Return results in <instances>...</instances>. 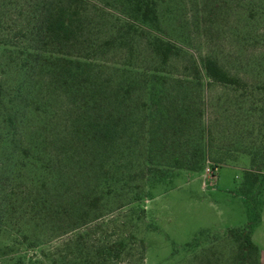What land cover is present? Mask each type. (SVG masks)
Instances as JSON below:
<instances>
[{"label": "rangeland", "instance_id": "1", "mask_svg": "<svg viewBox=\"0 0 264 264\" xmlns=\"http://www.w3.org/2000/svg\"><path fill=\"white\" fill-rule=\"evenodd\" d=\"M29 1L0 0V17L8 27L26 25L23 14ZM106 9L119 16L110 5ZM159 11L162 27L180 54L171 60L162 86L152 92L138 87L134 93L128 113L135 120L143 119L152 148L145 155L148 162L138 165L144 140L137 139L135 163L124 170L132 176L130 194L122 191L126 206L117 209L119 203L109 196L105 202L111 208L97 214L101 203L96 200L90 218L78 228H68L78 211L67 214L58 207L49 213L42 208L36 218H25L24 232L42 242L36 247L13 244L6 201L11 150L1 140L8 139V129L14 135L9 139L37 136L34 131L44 126L45 116L37 109L45 91L29 95L33 84L42 82L40 75L20 68L16 53L1 51L0 264H102L107 256L102 239L107 234L115 244L117 231L132 234L128 244H120L123 257L117 264H206L205 255L212 248L214 257L220 258L218 264H235L238 243L228 230L253 226L264 213V162L252 161L253 153L264 157V0H159ZM104 26L102 20L103 37L108 33ZM145 39L146 33L139 40L138 66L152 62ZM119 57L121 53L111 58ZM209 57L244 86L235 89L209 80L202 70V62ZM115 77L119 81L124 74ZM20 84L25 90L19 95L15 89ZM144 102L147 109L140 113ZM60 105L55 102L53 107ZM25 118L31 120L30 128L22 125ZM208 128L221 149L195 155V147L199 149L207 139ZM240 139H246L244 148L235 146ZM188 155L192 164L200 161L198 168L187 163ZM14 156L15 162L23 163L20 150ZM28 171L24 168L20 175L25 178ZM87 171L92 173L90 168ZM105 173L107 177L113 174ZM20 222L18 216L15 223ZM195 240L199 241L197 248H185ZM240 261L237 264H253V256Z\"/></svg>", "mask_w": 264, "mask_h": 264}, {"label": "trees", "instance_id": "2", "mask_svg": "<svg viewBox=\"0 0 264 264\" xmlns=\"http://www.w3.org/2000/svg\"><path fill=\"white\" fill-rule=\"evenodd\" d=\"M28 3L23 14L26 25H15L11 29L0 17V36H3L0 53L2 50L16 53L20 68L36 70L35 74L40 75L42 82H35L29 95L30 92L35 95L45 91L37 109L45 116L42 118L44 126L41 128L40 125L39 130L34 131L37 136L31 139H9L14 135L8 129V139L1 142L9 144L11 150L8 153L11 185L6 201L9 202L13 244L19 242L36 247L42 242L37 237L31 239L24 232L25 218H36L42 208L49 213L58 207L67 214L70 210L78 211L77 219L72 218L73 225L71 222L68 225V228H78L87 221L96 200L101 203L97 214L111 208L105 202L109 196L119 203L117 209L126 206L122 201L125 199L123 192L130 194L128 180L132 176L124 170L135 163L132 157L136 154L137 139L144 140L140 146L144 160H138V165L148 162L145 155L152 148L146 125H142L143 119H133L128 110H131L138 87L149 88L152 92L162 86L166 69L180 50L162 27L159 0H30ZM106 5L117 10L119 16L108 12ZM102 20L108 32L104 37ZM144 32L152 62L138 66L141 58L139 40ZM118 53H121L118 60L111 58ZM202 70L215 83L235 89L244 86L214 58H206ZM121 72L124 77L117 81L115 76ZM2 89L0 85V101ZM24 90L25 85L20 84L15 92L20 95ZM55 102L61 104L57 109L53 107ZM147 105V102L143 103L140 113ZM22 122L30 128L31 120L25 118ZM206 134L205 143H200L199 149L195 147V155L206 152L211 155L221 149L215 139L210 138L209 128ZM245 140L240 139L235 146L244 148ZM15 150L21 151L22 164L14 161ZM263 159L259 153L252 154L254 164L264 162ZM191 162L192 158L187 157V163ZM200 164L199 161L192 166L196 169ZM24 168L29 169L25 178L20 175ZM89 168L92 173L87 171ZM105 171L113 174L107 177ZM18 216L22 222L15 223ZM118 232L113 235L117 236L115 244H111L110 236L104 235L102 243L107 256L102 264L121 262L123 248L120 244H128L132 234ZM251 234L250 223L228 230V235L238 243L235 264L250 256H253V264H259V248ZM198 245L199 241L195 240L185 248L195 249ZM211 251L213 248L205 255L206 264H218L220 258L216 259ZM68 261L73 262L72 259Z\"/></svg>", "mask_w": 264, "mask_h": 264}, {"label": "crops", "instance_id": "3", "mask_svg": "<svg viewBox=\"0 0 264 264\" xmlns=\"http://www.w3.org/2000/svg\"><path fill=\"white\" fill-rule=\"evenodd\" d=\"M251 237L259 248V264H264V213L252 226Z\"/></svg>", "mask_w": 264, "mask_h": 264}]
</instances>
